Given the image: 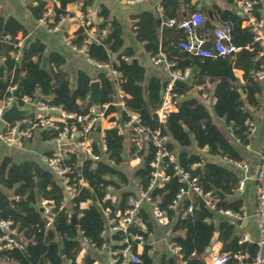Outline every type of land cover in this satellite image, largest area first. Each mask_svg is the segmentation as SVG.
<instances>
[{
    "label": "trees",
    "instance_id": "16d2710c",
    "mask_svg": "<svg viewBox=\"0 0 264 264\" xmlns=\"http://www.w3.org/2000/svg\"><path fill=\"white\" fill-rule=\"evenodd\" d=\"M76 2L77 0H57L53 10L54 25L58 24L61 18L69 16L67 6ZM82 2V12L87 16V9L92 2L90 0ZM189 2L190 0H185V3ZM160 4L161 16L146 13L139 17L135 28L137 39L145 44V50L151 57L165 54L167 61L174 64L172 71L189 69L191 72L196 69L197 72L193 75V86L205 88L208 84H216V103L213 106L215 116L223 118L234 131L236 138L242 143H247V123L251 115L245 110L241 90L247 95L246 103L256 106V95L260 92V86L253 77V73L260 68L261 62L256 61V58L262 49L255 42L252 29L242 26L243 18L240 16L214 8L212 10L214 18L219 16L222 23L232 25L231 45L240 50L229 57L217 59L200 57L179 47L180 41H187L188 36L176 26L166 27L175 33L171 45H161L158 20L161 17L164 18L165 24L169 26L170 20L181 22L184 15L183 4L179 0H163ZM30 6L38 20L44 17L47 11L44 1H38L37 4ZM260 7L261 4L258 2L255 8L260 9ZM197 11L206 13L195 7L192 9L193 13ZM100 16L103 22L98 26L99 36L96 41L89 40L88 31L93 25H88L80 27L71 43L80 48L89 41L87 45L89 57L98 63L109 64L111 69L118 73V77L114 80H110L106 73L99 75L98 78L103 85L101 105L114 103L116 89L119 87L127 96L126 108L138 113L144 126L152 131H160L163 137H167V147L177 159L174 164L166 161L164 163L167 166L166 173L170 177L164 187L149 192V196L158 207L166 211L168 225L173 224L172 233L175 237L171 242L181 248L180 257L164 256L161 264H179L180 260L185 264H207L205 260L207 250L216 233L219 234L218 240L222 244L221 253L230 256L228 264H238L237 256L253 258L258 251L257 245L241 243L233 221L225 219L218 224L214 222L220 210L241 213V201L229 202L219 196V194L225 197L234 195L239 182L237 175L221 165L205 164L199 155L191 154L186 149L195 142L199 149L207 148L210 155H219L233 162L240 160L237 150L214 124L206 105L198 99L179 100L176 111L169 115L164 124L155 120L153 115L163 103L168 82L152 78L145 86V67L133 59V53L130 50H123L121 23L114 19L110 20L107 9H103ZM256 16L260 19L259 13H256ZM204 17L205 22L202 26L214 31L216 27L210 24V16L208 15L207 18L209 22L205 14ZM104 31L105 35L102 34ZM20 32H23L26 39V32L16 20L5 19L0 14V58H4V65L0 67V103L13 97L14 90L23 79L18 99L20 107L25 106V98L34 103L41 96V104L59 108L66 114L88 116L92 107L86 102L90 92V76L84 72L79 73L77 88L72 90L69 78L60 69L65 60L58 54H51L48 58V66L43 68L45 45L35 40L26 47L24 45L22 48L15 47L21 41L18 39ZM207 46L210 44L207 43ZM16 56L19 57L18 60ZM232 61L235 68L244 71L247 84L240 89L230 85L222 90L223 87L220 89L219 83L221 80L230 79L229 64ZM190 90L179 86L174 87V91L180 97H185ZM116 112H119L118 108L111 106L108 114ZM123 117L126 121L125 114ZM28 119L34 120V116ZM73 122L68 121V123ZM78 126L81 127L80 124ZM104 134L107 149L105 155L102 154L100 146L93 143L94 152L102 155L101 161L94 163L86 159L80 165L78 157L74 154L67 155L64 161V165L70 169L67 175L70 185L76 184L79 180L87 184L85 187L78 188V195L71 201L67 200L66 190L62 189L63 185L48 168L33 162L17 165L12 159L0 156V219L13 222L12 229L21 239L22 245V248L1 251L0 264H78L77 257L84 248V242L96 249H102L106 245L105 233L108 219L117 220V214L124 213L128 208L129 200L139 197L135 192L125 189L130 186L131 179L121 167L136 157L141 158L142 164L135 168L132 177L143 191H147L153 172L150 163L154 159L156 148L148 143L147 147L139 150L134 137L127 146L126 137L120 134L118 128L106 129ZM177 146L182 149L178 153ZM126 148H128L129 158L127 161L124 160ZM176 165L191 178H198V185L203 195L211 194L216 199L215 209L207 206L200 207L198 196L195 194L185 198L177 209L170 208L177 194L186 187L181 178L175 175ZM110 189L119 192L116 202L108 198ZM93 196L95 200L92 199ZM90 201L91 205L83 209L82 205ZM43 202L54 207L55 218L52 225L48 224L44 211L40 210ZM189 206H193V211L186 213ZM73 215L77 217V224L72 223ZM137 218L138 223L131 226L128 233L131 237L143 236L148 242L149 234L153 232L150 217L145 210L140 209ZM143 226L147 228L146 232L142 229ZM124 238L125 235L122 233L113 235V240L118 243H121ZM148 243L143 245V252L139 254V243L133 241L132 253L139 256L140 262L126 261L125 264H154V256L151 254L152 246ZM60 245L64 251L63 257L60 255ZM124 247L125 245H119L113 247V250ZM85 264H93V261L86 258Z\"/></svg>",
    "mask_w": 264,
    "mask_h": 264
},
{
    "label": "crops",
    "instance_id": "0c3cea01",
    "mask_svg": "<svg viewBox=\"0 0 264 264\" xmlns=\"http://www.w3.org/2000/svg\"><path fill=\"white\" fill-rule=\"evenodd\" d=\"M82 1L83 0H77L76 3L68 5L67 11L69 13V16L67 17L66 21L59 25L58 30L50 31L47 28V25H50V27L52 28L57 25H54L53 11L44 20V23V21H42L41 19L38 20L32 13L30 6L32 5V2L30 0H0V14L5 19L16 20L23 28V31L26 32V39H24L23 32H20L18 35V39L23 42L24 47H26L30 42L39 40L46 47L45 57L47 58V66L48 58L51 54H58L65 60L64 65L61 66L60 69L69 78L72 90H75L77 88L78 76L81 72H84L89 75L91 81L99 80L98 77L101 73L111 75V80H114L115 78V76H113L111 72L107 70L97 69L96 67L91 65L83 57V55L79 54L76 51L75 46L72 43V45L67 44V41L72 42V40L75 38V34L81 27L79 22V16L83 14ZM90 1L92 2V4L87 9V19L89 25L93 26L88 33L89 40H97L99 36L98 26L103 22L100 13L103 9H107L110 14V20L114 19L121 23L123 31L122 38L124 41L123 50H130L133 53V59H136L146 69V78L144 85L146 86L148 81L152 78H159L163 82H169L171 77V69L166 67V65L164 64H153L151 62L150 54L145 50V44L137 39V35L135 33L136 24L141 15L146 13L157 14L160 16L162 15L160 1L144 0L136 5H127L123 0ZM179 1L183 4L182 13L184 15V19H187L192 15V9L195 7L206 12L204 14L206 16L207 21L208 15L210 16V24L215 28L219 24H222V19L219 16H216V18H214L212 16V10L214 8H219L222 11H229L243 18L242 26L244 28L247 27V25L245 24V17L243 13L238 9L237 4L234 2V0H190L189 3H185V0ZM260 4L261 7L260 9H257V13L260 14V19L264 20V0H261ZM160 21L161 22L158 23V35L161 45H171L175 33L170 31L169 29H166V27L170 26H167L165 24L166 20L164 18L161 17ZM105 34L106 32L103 35ZM195 34L198 37H207L209 38V41L213 40V31L205 26H202L200 29H196ZM259 46L262 48L260 52H264V47H262L260 44ZM114 58H116V56H114ZM256 61H260L261 64L264 63V56H260L258 54ZM232 63L235 80L231 79V77L229 80H221L219 83V88L221 89L223 87L222 90H225L230 85H234L238 89H240L241 87H244L247 84L244 78V71L242 69L235 68L234 61H232ZM3 65L4 58H0V67H2ZM196 72V69L191 71L189 77L184 81L188 84L187 89L191 90L185 94V97H180L179 100L181 101L185 98H195L198 99L201 103H204L209 112L211 113L214 124L218 128H220V130L223 132L228 141L237 150L240 156V160L236 162L237 164H234L233 161L224 159L219 155H210L207 148L199 149L195 142H193L192 146L186 150L191 154L199 155L203 159V162L205 164L214 163L233 171L237 175L239 182H244V187L242 190H238L236 188L234 195L230 197L224 196L223 198L229 202H242L240 213L241 218L239 220L234 221L231 217L218 213L214 222L215 224H218L220 221H223L225 219L233 221L235 223L236 234L240 237V239L245 238L246 241L244 243L256 244L259 239V231L256 224V177L259 172L262 157L264 155V82L256 81L260 86V92L256 95V106H251L246 103L247 95L241 90L242 98L245 102V110L251 115L249 122H254L256 125V131L252 135V137L248 138L247 143H242L236 138V136L234 135V131L230 126L225 123L224 119L217 117L214 114L213 106L216 103V84H208L205 88L201 86H193V75ZM39 97L40 101L41 96ZM30 107H33V113L25 117L24 119L19 120L20 122H26L31 116H34L36 118L42 115H46L48 117H52V119L54 120H58L60 118V114L57 112L40 110L37 104H35V102L32 104H27L21 108L27 109ZM5 126L6 125L4 123H0V133L4 131ZM99 129L100 130H97L95 133L92 134L90 140L92 144L96 143L101 147L103 143V133H105L106 129H109V122L103 121ZM123 133L126 137V145L129 146L133 136L126 125L123 127ZM147 144L148 142L145 141L142 149L147 147ZM58 147L64 157H67V155L69 154L76 155L78 157L80 165L83 163L86 157L84 151L85 149L79 146L78 141L74 138L63 139ZM58 147L57 144H55L54 141L50 138L49 131L45 129L36 132L32 139L25 140L22 146H9L5 144L4 141L0 138L1 158L8 157L12 159L14 164L17 165L25 162H33L42 167H46L44 164V157L52 154V152L56 151ZM126 150L128 154V148H126ZM181 150L182 149L177 146V153ZM141 164L142 159L136 157L131 161H128L121 167L122 171L127 172L131 179L130 186L125 187V189L135 192L137 196H139V185L137 182L133 181L132 176L135 168L140 166ZM57 181L59 182L58 178ZM118 196L119 192L110 189L108 198L116 202ZM90 205L91 201L83 204L82 208L86 209ZM141 209L147 212L153 227V232L150 233L151 237H149L148 241L151 243L152 246L154 264H161L162 258L164 256H177L176 253H173L170 250V245L171 243H173L171 241L173 237H175V235L172 233L173 224H167L165 226L159 224L156 218L154 217L153 206L149 203L143 202L141 205ZM110 228V220L108 219L107 231L105 233L106 245L102 249H96L87 242H84V248L77 257L78 264H85L86 258L91 259L93 261V264H113V247L119 246L120 243L115 242L113 240L114 234L111 232ZM218 237L219 234L216 233L212 240L210 248L207 250V256L205 258L207 264H212V257L222 254V244L221 242H219ZM138 252L139 254L143 252L142 244L139 245Z\"/></svg>",
    "mask_w": 264,
    "mask_h": 264
},
{
    "label": "built area",
    "instance_id": "2783aa9c",
    "mask_svg": "<svg viewBox=\"0 0 264 264\" xmlns=\"http://www.w3.org/2000/svg\"><path fill=\"white\" fill-rule=\"evenodd\" d=\"M33 5L37 4L38 1H44L46 3L47 11L44 17L41 19L44 21L49 14L53 11V7L57 4V0H30ZM127 5H136L144 0H123ZM160 3L163 0H159ZM261 0L250 1V0H234L237 4L238 9L243 13L245 17V24L250 27L255 34V42L264 47V20L258 19L256 16L257 9L255 8L257 3ZM67 17L61 18L59 23L55 27L47 28L50 31H56L59 25L66 21ZM79 22L81 27H87L89 25L87 16L81 14L79 16ZM205 22L204 14L200 11L193 13L189 18L184 19L181 22L176 20H170L168 25L170 27L176 26L179 30L185 32L188 36L187 41H181L179 47L189 53L194 55L217 59L220 57H229L239 51L238 48L231 45V33L232 25L230 23H222L216 26L213 31V40L209 41L207 37H198L195 34L196 29L200 28ZM45 23V21H44ZM89 33V31H88ZM103 34L105 33L102 32ZM89 41H86L84 45L80 48L75 47L76 51L83 55V57L94 67L101 70H107L111 72L113 76L118 77V73L111 69L109 64H102L92 60L88 55V45ZM207 43L210 46H207ZM68 45H72L71 41H67ZM23 42L19 41L15 47L22 48ZM260 56H264V52L259 53ZM19 57L16 56V60ZM151 62L155 65L164 64L169 69L174 67V64L167 61L165 54L161 53L158 57H151ZM190 70L185 71L171 70V77L165 89L163 96V103L161 107L156 112L158 115V120L160 123L164 124L171 113H173L177 108V102L180 96L174 91L176 81H185L189 75ZM254 78L258 82H264V63L260 65V68L254 72ZM126 98L127 96L121 91L119 87L116 89V100L114 103H106L101 105L100 109H96L94 106L91 107L90 113L86 117L76 116L64 113L61 109L55 107H49L47 105L37 104L40 110L57 112L60 114L58 120L52 119L46 115L39 117H34V120H27L26 122H15L12 125H7L3 122L2 116L4 112L11 106L14 101V97L8 98L0 103V123H4L5 129L0 133V138L5 144L9 146H22L25 140H30L34 137L36 132L40 130H48L49 135H55L51 139L57 144V147L61 141L65 138H74L78 141L79 146L83 147L85 150L86 157L84 160L89 159L94 163L101 161L102 155L96 154L93 150V144L91 143V136L95 133L103 121L109 122V129L118 128L121 135H124L123 128L120 127L119 116L125 114L126 121L125 125L129 128L132 136L135 138L137 146L141 150L145 141L151 143L156 148V153L154 159L151 161L150 166L153 168L152 178L150 186L147 191H143L139 187V197L137 199L131 198L128 203V208L124 213L117 214V220H110L111 232L122 233L125 235L124 240L120 245H125L123 249L113 250V264H125L126 261L139 263V256L132 253V242L137 241L139 245H144L148 243L145 241L143 236H133L131 237L128 230L131 226L138 223V211L141 209L143 202L149 203L153 206V214L159 224L165 226L168 224V217L166 211L161 210L157 203L154 202L149 196V192L156 188L164 187V184L170 179L166 173L165 161L169 164H174L177 162L176 155L171 152L168 147V138L163 137L160 131H152L149 127L143 125L141 117L138 113L129 111L126 108ZM30 99L25 98L24 104H32ZM111 106L118 108L119 112L108 114ZM123 113V114H122ZM124 118V117H123ZM112 119H115L114 121ZM74 121L73 123H68V121ZM81 127L78 126V124ZM124 125V126H125ZM256 131V125L254 122L248 123V138H251ZM105 134L103 133V143L100 147L102 154L105 155L107 152L105 142ZM239 140V139H238ZM240 141V140H239ZM67 157H64L61 153L59 147L52 154L44 157L45 166L58 178L59 182L65 187L67 192V200L71 201L74 197L78 195V188L85 187L87 184L83 180H79L76 184L70 185V179L67 177L70 169L64 165V161ZM234 164H237L234 162ZM175 175L181 178V181L185 183V189H182L176 196L171 209H177L180 207L181 202L191 195L201 196L205 202V206L215 209L216 199L211 196V194L203 195L200 186L198 185V178H191V176L186 173L180 166L176 165ZM244 187V182L240 181L238 183V190H242ZM42 209L45 214L46 221L49 225H52L55 218L53 205L47 202L42 203ZM193 211V206H189L186 213H191ZM108 214V213H107ZM219 214L229 216L234 221L241 218L240 213H235L231 210H220ZM256 224L259 231V239L256 242L258 251L253 258L247 256H237L236 259L238 264H264L263 250H264V155L262 157V162L259 168V172L256 177ZM13 222L8 220L0 219V252L9 248H22L21 243L15 241L10 237V235L17 233L12 229ZM145 232L147 228L143 226L142 228ZM18 236V235H17ZM151 237V234H149ZM246 239H241V243L245 242ZM148 244L151 245L149 242ZM170 250L179 256L181 248L175 243H171ZM152 254V251H151ZM180 257V256H179ZM230 256L228 254H221L212 257V264H228ZM179 264H185L180 260Z\"/></svg>",
    "mask_w": 264,
    "mask_h": 264
},
{
    "label": "water",
    "instance_id": "95a60500",
    "mask_svg": "<svg viewBox=\"0 0 264 264\" xmlns=\"http://www.w3.org/2000/svg\"><path fill=\"white\" fill-rule=\"evenodd\" d=\"M95 18V15H94ZM161 21L158 20V23H160ZM42 67L46 68L47 67V58L45 57L43 59V63H42ZM229 73H230V77L231 79L235 80V75L233 72V63L231 62L229 64ZM108 78L111 80V75H108ZM22 82L23 79H21V82L19 83V86L16 88V90L13 93V97H14V101L11 104V106L4 112L3 116H2V120L5 124L7 125H12L13 123H15L16 121H19L21 119H24L25 117L31 115L33 113V107L24 109L21 108L18 104V99L20 97V92H21V88H22ZM175 86H179V87H184V88H188V84L184 81H176L175 82ZM90 92L89 95L86 99V102L88 104H91L92 106H94L96 109H100L101 107V98H102V93H103V85H102V81L101 80H96V81H91L90 85ZM40 101L39 99L35 101V104H38ZM155 120H158V115L157 113H154L153 115ZM119 125L121 128L124 127V120H123V116L120 115L119 116ZM100 130V129H98ZM186 131H188L187 128H185ZM124 160L127 161L128 160V154H127V150L125 149L124 151ZM62 189L65 190V187L62 186ZM220 197L223 199L224 195L220 194ZM93 200H95V197L93 196L92 198ZM199 203H200V207H205V202L202 199L201 196L198 197ZM41 212H43V209H40ZM72 223L77 224V217L75 215L72 216ZM10 237L12 239H14L15 241L21 243V239L16 235V234H11ZM60 255L63 257L64 256V251L62 246L60 245Z\"/></svg>",
    "mask_w": 264,
    "mask_h": 264
}]
</instances>
